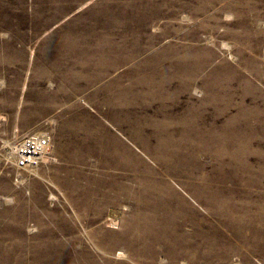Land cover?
Masks as SVG:
<instances>
[{"label": "rangeland", "instance_id": "obj_1", "mask_svg": "<svg viewBox=\"0 0 264 264\" xmlns=\"http://www.w3.org/2000/svg\"><path fill=\"white\" fill-rule=\"evenodd\" d=\"M0 264H264V0H0Z\"/></svg>", "mask_w": 264, "mask_h": 264}, {"label": "built area", "instance_id": "obj_2", "mask_svg": "<svg viewBox=\"0 0 264 264\" xmlns=\"http://www.w3.org/2000/svg\"><path fill=\"white\" fill-rule=\"evenodd\" d=\"M51 140L44 134H30L14 146L11 156L15 165L21 170L37 168L44 156L50 153Z\"/></svg>", "mask_w": 264, "mask_h": 264}, {"label": "bare ground", "instance_id": "obj_3", "mask_svg": "<svg viewBox=\"0 0 264 264\" xmlns=\"http://www.w3.org/2000/svg\"><path fill=\"white\" fill-rule=\"evenodd\" d=\"M179 239V238H178ZM194 256H195V254H194ZM191 257V256H190ZM178 260V259H177ZM224 262V261H223Z\"/></svg>", "mask_w": 264, "mask_h": 264}]
</instances>
